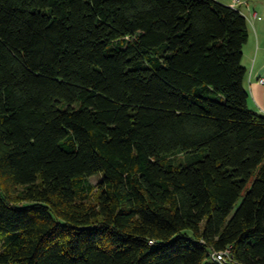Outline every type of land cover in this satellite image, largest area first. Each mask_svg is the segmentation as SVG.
<instances>
[{"label": "trees", "instance_id": "trees-1", "mask_svg": "<svg viewBox=\"0 0 264 264\" xmlns=\"http://www.w3.org/2000/svg\"><path fill=\"white\" fill-rule=\"evenodd\" d=\"M249 35L219 0H0V264H264Z\"/></svg>", "mask_w": 264, "mask_h": 264}, {"label": "crops", "instance_id": "crops-1", "mask_svg": "<svg viewBox=\"0 0 264 264\" xmlns=\"http://www.w3.org/2000/svg\"><path fill=\"white\" fill-rule=\"evenodd\" d=\"M219 1L239 9L249 21L250 35L243 49V64L248 70L246 87L250 108L264 114V0Z\"/></svg>", "mask_w": 264, "mask_h": 264}, {"label": "built area", "instance_id": "built-area-1", "mask_svg": "<svg viewBox=\"0 0 264 264\" xmlns=\"http://www.w3.org/2000/svg\"><path fill=\"white\" fill-rule=\"evenodd\" d=\"M235 2H240L241 0H234ZM261 82H264V79L261 80ZM231 249H226L223 251H217L213 253V259L219 262H226L230 260L231 256Z\"/></svg>", "mask_w": 264, "mask_h": 264}, {"label": "rangeland", "instance_id": "rangeland-1", "mask_svg": "<svg viewBox=\"0 0 264 264\" xmlns=\"http://www.w3.org/2000/svg\"><path fill=\"white\" fill-rule=\"evenodd\" d=\"M101 176L103 175V174H100ZM99 176H94V177H92L91 178V182L93 183V184H97L98 183V181H99Z\"/></svg>", "mask_w": 264, "mask_h": 264}]
</instances>
